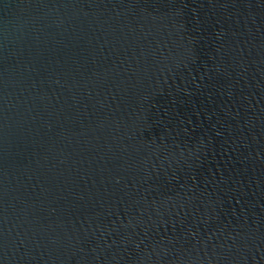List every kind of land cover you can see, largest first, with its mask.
<instances>
[{
  "label": "water",
  "instance_id": "95a60500",
  "mask_svg": "<svg viewBox=\"0 0 264 264\" xmlns=\"http://www.w3.org/2000/svg\"><path fill=\"white\" fill-rule=\"evenodd\" d=\"M0 264H264V0H0Z\"/></svg>",
  "mask_w": 264,
  "mask_h": 264
}]
</instances>
